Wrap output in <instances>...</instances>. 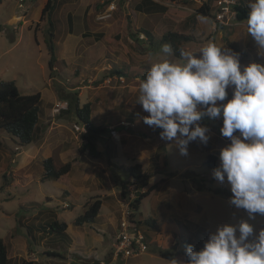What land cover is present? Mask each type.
<instances>
[{"label":"rangeland","instance_id":"obj_1","mask_svg":"<svg viewBox=\"0 0 264 264\" xmlns=\"http://www.w3.org/2000/svg\"><path fill=\"white\" fill-rule=\"evenodd\" d=\"M45 1L23 0L19 7V0H0V82L12 83L21 94H41L40 121L30 144L19 146L0 132V238L7 246L10 264H19L22 259L37 264H170L172 259L186 260L183 241L199 250L219 225L247 220L243 209L230 204L228 185L212 176L220 163V149L230 142L220 133L222 119L204 118L201 123L210 129L208 144L193 141L188 145V155L182 156L172 142L161 139V129L143 122L148 114L137 103L141 82L137 75L146 73L149 61L158 58L165 44L160 38L170 31L193 36L194 41L180 45L185 50L196 52L214 42L239 53L242 65L264 64V49H258L244 22L231 17L228 25L217 24L213 29L212 18L195 17V12L185 8L187 0H157L162 9L147 10L145 18L131 22L127 9L122 10L118 0H113L108 17L97 19L107 8L93 13L94 26L83 40L78 39L79 17L74 18L69 38L64 42L56 38L55 55L62 64L49 72L45 39L56 28L63 34L67 31L65 17L58 10L50 15L51 30L47 15L43 20L39 17L36 25ZM237 1L247 6L248 0ZM201 2H196L199 7L205 0ZM19 14L33 20L30 29L16 19ZM5 28L8 33L3 34ZM145 29L151 32V40ZM114 69L125 71L127 76H118ZM74 93L80 106L91 105L92 122L108 128L97 138L93 152L83 148V127L73 110L67 109ZM57 101L64 107L56 110ZM208 154L217 156L213 169L207 167ZM49 156L56 166L69 161L71 170L58 180L43 181L42 160ZM135 163L148 175L147 186L156 183L157 187L134 211V219L148 218L154 224L138 225L147 235L144 253L113 260L111 224L122 210L119 179L124 185L131 180L120 165ZM97 197L102 205L95 222L75 226V217ZM63 201L69 202V207L64 208ZM50 211L68 223L69 233L83 245L84 255L70 249L71 243L52 244L46 232L30 235L28 227L45 223L52 216ZM249 223L258 232L264 227V216L257 215ZM52 251L59 256L47 254ZM165 252L169 256L161 254Z\"/></svg>","mask_w":264,"mask_h":264},{"label":"clouds","instance_id":"obj_2","mask_svg":"<svg viewBox=\"0 0 264 264\" xmlns=\"http://www.w3.org/2000/svg\"><path fill=\"white\" fill-rule=\"evenodd\" d=\"M247 34L264 49V0H248ZM161 45L139 84L137 103L148 115L143 122L159 128L182 156L188 145H207L210 129L201 123L222 119L220 133L230 142L219 152L212 176L227 184L230 204L248 219L219 225L203 247L185 249L186 260L170 264H264V227L258 232L249 220L264 216V64L242 65L239 53L209 42L198 51ZM231 89V98H229Z\"/></svg>","mask_w":264,"mask_h":264},{"label":"trees","instance_id":"obj_3","mask_svg":"<svg viewBox=\"0 0 264 264\" xmlns=\"http://www.w3.org/2000/svg\"><path fill=\"white\" fill-rule=\"evenodd\" d=\"M56 0H47L44 4L41 14L40 20L44 19V16L49 14L53 9L54 3ZM151 2V1H150ZM205 3H203L194 13V15L207 16L213 19V16L210 14V8L203 7ZM235 15L234 18L238 22H244L247 16L248 8L246 5L239 3L234 7ZM49 19V18H48ZM49 25H52L50 20H47ZM39 24V23H38ZM37 25V24H36ZM222 24L219 25V27ZM144 34L148 37V39H152V34L148 30H144ZM251 37V36H250ZM46 45L48 52V69L49 72L56 65L62 64V61L58 59L55 55V48L53 43V32H49L47 35ZM160 41L163 43H169L172 45L175 56L178 57V49L181 48L182 43L194 41L193 36L189 34L177 33V32H167L162 35ZM113 73L118 76H127V73L123 70L114 69ZM146 73L138 74L137 76H141V80L145 79ZM77 93L70 98L68 102L67 109H72L81 123L82 127L85 129L83 133L84 144L83 148L88 149L89 152H93L96 149V141L97 138L105 133L108 128L105 125H96L92 122L90 114H91V105L89 103H84L81 106L76 98ZM41 103V94L40 92H34L31 94H21L10 82H0V132L7 133L19 146H24L30 144L34 135L38 130V123L40 121V108ZM217 163V156L214 154H208L206 157V164L209 169H213ZM71 163L69 161L63 163L60 166H56L53 163L51 157H47L42 160L43 174L42 180H58L63 175L67 174L71 170ZM120 168H124L126 174L133 179L138 180L139 186L145 187L147 186L148 175L142 171L141 165L139 163H135L128 167H124L120 165ZM121 184V189H119V195L122 197L126 195L124 191L125 185L122 179H119ZM157 187L156 183L148 186L143 192L137 193L136 198L131 203V207L134 211H137L142 200L147 197L155 188ZM68 196V195H67ZM66 196V198H67ZM102 205V199L96 198L94 201L87 204V207L83 213L76 216L74 219L75 226H81L84 223H92L97 219V215L99 214V210ZM49 210V209H47ZM51 218L47 220L45 223L34 226L30 225L28 227V231L30 235L34 231H43L49 234V239L52 244H57L60 241L68 242V245L71 243V238L66 232L67 222L59 221L56 218V215L52 213ZM131 218H135V215L131 216ZM153 223L152 219H144L138 220L136 223L140 225L141 223L150 225ZM154 224V223H153ZM146 241L147 235L145 234ZM185 255V249L190 245L186 241L182 243ZM196 250H198V246L192 245ZM203 247V245H201ZM49 255L59 256L56 252H47ZM163 256H169L168 253H161ZM187 259V258H186ZM0 264H10V258L8 256L7 246L2 238H0ZM19 264H37L34 260L22 259Z\"/></svg>","mask_w":264,"mask_h":264},{"label":"crops","instance_id":"obj_4","mask_svg":"<svg viewBox=\"0 0 264 264\" xmlns=\"http://www.w3.org/2000/svg\"><path fill=\"white\" fill-rule=\"evenodd\" d=\"M46 1H45V3H46ZM114 1L117 2V0H114ZM114 1L113 0H56L54 3L53 9L51 10V12L49 14V17L46 16V20H50L51 13L55 10H58L61 17H65L66 23L64 21V24L66 25V31L67 32L65 34H63V31L60 28H58V30L56 28V32H53V30H51L53 25H49L51 32H53V39L55 41L54 45H57L59 43L58 39H56L57 37L62 39L64 42L66 40V38L68 37V35H71L75 17H79L78 24L80 25V36L78 37V39H79V41L83 40L85 37H87L88 33L91 32L90 29H91L92 25L94 26L95 21L92 17L93 13L97 10H101V11L105 10L108 6V5H106V3L108 4V3L114 2ZM150 1L152 3H150ZM118 2H119V8H122V10H124V8L127 9L126 14L128 16H130L131 22L135 21L139 17L142 19L145 18L147 16V13H146L147 10L150 11V9H153V10L162 9L161 7H159L156 4L157 0H131V1L130 0H118ZM186 2L187 3L185 4V6H186L185 8L191 10L192 12H196V10L199 8V6L196 3L197 0H187ZM214 4H215V0H212V2H209V0H205V4L203 5V7H205V8H207V7L210 8V14L212 16H214V12H215V5ZM198 16L199 15H196L195 17H198ZM39 17H40V15L38 16V19L36 20V24L40 23V22H38ZM16 19L22 20L23 25L26 26L27 29H30L32 24L34 23L33 20L26 19L24 17V15H20V14L17 16ZM33 19H36V17ZM1 32L3 34H6V32L8 33V29L5 28ZM67 48H68V46L66 45L64 48L65 49L64 51H66ZM82 129H84V128H82ZM118 227H119V217L114 219L112 224H111V233L113 235V238H112V242L110 245V249L112 248L113 240H114V238L118 232ZM114 229H115V231H114ZM69 230L70 229L68 228V223H67L66 232L68 233L69 237L71 238L70 249L75 250L76 253L79 255H84L81 253L82 252L81 249H82L83 245L81 243H77L74 241V239L71 237V234L69 233ZM112 259L117 260V258H113V257H112ZM126 259H128V258H126Z\"/></svg>","mask_w":264,"mask_h":264},{"label":"built area","instance_id":"obj_5","mask_svg":"<svg viewBox=\"0 0 264 264\" xmlns=\"http://www.w3.org/2000/svg\"><path fill=\"white\" fill-rule=\"evenodd\" d=\"M23 0H19V7H22L20 3ZM201 2V0H197ZM202 3V2H201ZM239 3L237 0H215V12L213 16V29H216L217 24L228 25L229 19L234 17V7ZM114 8V4L110 3L107 9L97 16V19H104L110 15V11ZM13 29L16 30L17 26L13 25ZM56 110L64 107L62 101H57L54 104ZM219 120V119H218ZM123 127L127 126V123H121ZM85 132V129H83ZM144 187L139 186V182L136 179L131 178L130 182L125 184L124 191L126 195L122 196L119 201L122 210L119 217L118 232L113 240L111 252L113 258H131L136 257L144 253L148 246L145 237V233L140 229L134 218V210L131 207V203L136 198L137 193L143 192ZM62 206L64 208L69 207V202L63 201Z\"/></svg>","mask_w":264,"mask_h":264}]
</instances>
